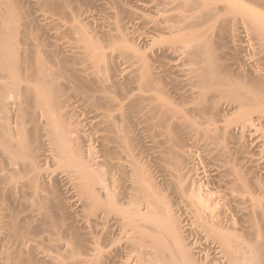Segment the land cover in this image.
I'll list each match as a JSON object with an SVG mask.
<instances>
[{"label":"bare ground","instance_id":"1","mask_svg":"<svg viewBox=\"0 0 264 264\" xmlns=\"http://www.w3.org/2000/svg\"><path fill=\"white\" fill-rule=\"evenodd\" d=\"M24 1L0 0V145L4 149L2 152L6 150V156L8 155V157L18 154V156L23 158H30L33 156L34 151H40L42 155L45 152L48 155L49 151V156L51 155V157L49 159L47 156V159H49V162L57 164L60 169H63V172H60L62 174L60 178L69 186L70 194H75H73L75 201L79 198L80 204H78L81 206L77 205L80 207L79 209H82V211L83 209L84 211L88 210L90 211L89 215L94 216V219L91 216L92 221L90 222L91 224L93 223V226H96L97 230L100 229L101 235L99 237L102 236V240L104 237V243L101 245L104 250L108 243L112 244L115 241L113 243L116 244L117 240L118 243L122 242V246L119 245L121 247L118 246L119 248H116L118 250L114 249L116 245L111 247L115 251V254H113L109 247V251H106L107 249L105 251L101 250L99 245L102 242H99L98 245V242L95 243L94 240L89 241L88 239L77 237L79 238L77 242L66 243V246L62 245L63 248L65 246L69 250L65 248L68 251L66 253L71 256H78L82 251L91 253L90 256L93 257L94 262L92 259H88L89 261L87 262L84 259L83 261L81 257H73V261H68V263L84 264L85 262L89 264L93 262L92 264H102L111 260L115 263L113 259L117 253V257L118 255L126 254V260L130 257L128 261L125 260L126 263L130 259H134L135 264H199L194 261L196 257L193 258L194 256H192V254L195 255V251L193 253L184 240V234L189 232L191 236L194 234L200 242L198 246V242H195L197 247H195L196 255L197 251L199 253L204 251L205 253L206 249L210 251V254L214 255L212 256L214 259H211V255L207 254V252L205 253L206 255H199L198 253V257L204 255L202 257L205 258L206 264H264V239H262L263 236H258L259 234L256 232L258 230L263 235L264 226L262 232L261 229L259 230L260 226L258 227L257 224L258 228L254 227L255 223L253 224L252 222L255 221V218L260 223L264 221V204L262 202L263 206L259 207L257 198L258 191H260L259 188L262 187L260 185H263L262 182H259L262 180L259 177L260 175L256 174L258 178H261L259 181L254 176L258 181H254V183H259V187L257 186L258 194L254 193L253 195L252 193L257 190L255 185L252 187L255 188L253 191L250 189L249 197L245 196V194L243 195V192L249 193V191L244 190L246 186L248 187L246 190L251 187L248 184H244L245 188L240 187L241 190H244L241 192L242 194L238 191V195H236L237 198L241 195L240 198L245 196V199L246 197L247 199L243 200L241 198L240 200L238 198V200L234 195L237 193L234 188H239L238 186L243 183L252 185L250 183H253L255 179L253 177L252 182H249L251 180L250 177L255 174L257 168L263 167L261 170H264V161H260L262 157L253 156L254 158L256 157L255 159L252 156L249 157L251 152V155L256 152L257 154L255 153L254 155L259 153V156H264V17H262L264 15L260 16L254 10L255 14L252 13V10H248L243 12L245 15L242 13L243 18L238 21H235L237 20L236 18H234L235 20L230 18L236 10L239 12L249 7H256L264 12V0H145L151 2L148 3L149 6L144 3V0V2L141 0L143 2L142 4L140 3L142 6H137V9H134L137 4H132L134 0L131 1L130 5L133 9H129V4H126L127 2L130 3V0L126 1V3L123 2L126 4V9L125 6L123 8L118 3L122 4L123 0H106L107 2L101 0L102 3H106L104 5L100 2L106 9L98 4L102 8L99 9L103 10L101 13H107H105L107 17L104 14L105 18L103 19L101 13L102 17H98L100 10L95 13L98 15H91L94 12L89 11L90 8L88 7L89 10L83 7L80 8L81 6L77 5V0H34L32 10L35 16L29 19L28 15L21 12ZM137 1L135 0L134 2ZM118 8L120 11H117ZM148 9L153 13L152 18L155 16L154 19L147 14L148 12H144L145 10L148 11ZM151 12L149 14H152ZM253 14L259 15V18ZM147 15L151 19L146 17ZM125 20L128 23L129 21L130 23L132 22L136 28L132 27L130 23L127 24ZM134 22L137 24H134ZM127 25L137 30L145 28L146 32L139 34V38L148 44L147 47H153V44L157 43L162 45L159 40L162 41L163 45L161 48L158 45L160 48L156 49L158 51L154 47H149L152 53L144 56L147 53H141V50H138L140 48L136 45L139 41L135 42L138 34L134 39L137 31L134 30L136 32L133 35L132 30L127 29ZM140 30L138 31L141 32L142 30ZM249 34L258 40V45L256 44L255 48L252 43L245 44V38ZM130 39H132V43H135L132 44ZM151 43H153L152 46L149 45ZM143 46L145 47V45ZM224 48L231 52L227 54ZM257 49L258 59L255 55ZM253 53L254 55L252 56ZM248 54L251 58H256H253L255 60L254 63L253 60L251 61L252 64L247 61L250 58ZM117 58H120L119 61H123L121 62L122 64L116 61L118 67L121 64L123 67L125 66L124 68L133 69V71L132 69L127 71L128 73L130 71L133 72L132 79L128 77L131 73L127 74L128 76L124 75V77L133 80L132 83L136 82L137 89H134L133 83V92L136 90L138 93L133 94L135 98H132L133 96L128 97L136 100L137 105L133 100L135 103H133V107L135 106V111L138 115L141 114L140 116L136 115V112H131L133 115L130 114L132 102L128 103L127 101L132 100L127 99L128 97L125 100L118 97L121 94L124 96L128 95V90L122 89L123 83L126 82L125 80L129 83L131 82L125 78L124 82H121L123 80L122 71L125 70L121 65L122 71L120 72L122 73H119V77H116L115 74L116 78H113L114 80L118 78V82L115 80L113 83L116 84L114 85L112 76H109L111 81L108 83L110 78L106 76L105 71L110 68L112 63L116 66L115 62H111V60H117ZM117 66L114 67L115 70ZM114 68L111 69L112 72H114ZM103 70L105 71L103 72ZM117 70L119 69L117 68ZM103 75L108 77L107 80ZM119 82L122 83V87H117L118 91L116 85L121 84ZM120 88L124 92L126 91L127 94L119 93L118 96H115L116 91L120 92ZM177 100L182 102V104L177 103L179 102ZM136 106L139 110L136 109ZM11 107L14 111V113L11 111L12 115H17L15 117V120H17V123L15 122V125L17 124L16 130L11 128L12 120L9 119L12 118V115H9ZM190 113L194 114L193 117H197L194 118L198 122L190 117ZM187 114H190L188 116L190 119ZM83 115L86 116L84 117L85 119L82 118ZM131 115L138 116V119L134 120V123H137L136 126L141 127L144 123L145 127L146 124V129L141 128L146 136H151L155 132L154 134L157 136L153 134V137L160 139L157 142L155 141L157 139H153L155 141L154 144H156L154 148H157V151H154L152 147L154 144L150 141L153 137H147L150 145L153 144L151 147L149 146L151 151L153 150L151 154L154 152L155 154L158 153V156H155L159 158L160 166L159 162L157 163V158L152 155L158 164L155 165L163 172L161 173L165 177L162 176L163 180H166L161 181H163V184H166V182L169 184H164V186L161 184V186L165 187L164 190L158 187L157 180L156 182L154 179L153 182L150 181L152 180L149 178L151 174H149V177L145 174L151 169L143 172L139 157L140 155L141 157L142 155L144 156L146 152L142 150L145 153L138 155L143 152L140 151V145L136 141L134 132L137 131V135L140 132L135 129L136 126L133 125V117ZM232 119L236 121L235 125L219 126L221 122L222 125L233 123ZM229 120L230 122H228ZM29 121L33 124L31 125L30 123L33 128L29 127L31 130L28 129L31 133L26 128V126L28 127L26 124ZM217 123L219 124L218 126ZM83 124L86 125H84L85 129L82 127ZM86 127L88 128L86 129ZM147 130H152V134H149L151 131L146 133ZM27 132L30 136L32 134L31 137H34L35 139H33L36 142H32L33 139L30 136L31 140L28 141ZM41 132L44 134L42 135ZM143 132L141 131V135H139L142 136ZM198 135L211 139L212 143L215 141L216 144L214 143L213 146H209L208 143L211 149L214 145L219 144L220 148V145L223 144V148L220 149L222 150L221 153L223 152V156L220 155V158L224 157L222 159H225L227 156L231 157L230 160H232L231 155L234 150L228 147V143L234 141L232 145L239 146L242 142H248V138H250L255 143H252V141L248 142V145L246 144L247 147L242 145L240 150H243V147V152H245L246 148L249 149V143L251 145L255 144L256 151L254 152L253 150L255 149L250 145L253 150L247 151V153H250H245V156L247 157L248 155L249 158H253L256 161L259 160L263 166H259V161L257 162L258 165L253 164L255 161L250 159L249 165H256V169L251 168L253 165L250 166V173H252V170L256 171L253 172L254 174L252 173L249 177L250 180L246 182L244 179L242 180V178H248L245 176V167H249V165L245 162V157L243 158L246 163V166H243L245 174L242 172V164L240 165L241 167L238 165L237 169L236 164V167H233L230 162L231 167L230 165L226 166L229 162L224 163L225 161L223 160L220 163L221 161H219V165L223 166L224 163L228 167L221 173L225 174L229 169L230 178H233L234 183L239 181L240 183L238 184L240 185L237 184L238 186L236 187L234 184L235 187L229 190V185L233 182H229L232 179H227L229 174L226 173L228 176L225 179L229 180L227 181L229 185L227 186V182L220 184L221 186L226 184V190L228 189L230 193L220 194L218 190L217 194L215 189L214 193H208V190L204 192L205 194H202L199 192L202 189L197 190L196 185L188 183L187 178H184L186 176L182 177L184 173L182 175L181 172L184 170H182L183 166L181 165L183 161L180 159L183 151V156L186 155V152L188 153L185 149L186 144L187 147L192 148L193 144L191 146L188 143L190 141H196L195 143H197L198 139L196 137ZM257 135L258 139H256ZM193 136L194 140L187 142ZM201 137H199L200 140ZM204 137L203 145L209 141L206 140L204 142ZM237 138L241 141V144ZM200 140L195 148L202 144ZM211 140L209 141L210 144ZM256 140H258V145ZM94 145H98L96 147L97 149L99 148L98 151L93 149ZM38 146L41 149L43 147L48 148L45 149L46 151H41ZM208 146L205 148L209 149ZM85 147L87 148L86 152L83 151ZM199 147L198 149L201 150L200 148L202 147ZM235 148L236 152L238 147L236 146ZM211 149L209 150L212 153L215 152V149ZM220 150L218 149V151ZM209 153L208 155L211 154ZM237 154L234 153V155ZM40 155L37 158L39 157L40 159V157L44 156ZM214 155L212 158L217 157H214ZM241 155L243 156L244 154ZM35 156L32 157L33 162L30 161L29 166L24 165L28 168L30 167L33 171L36 170V173L34 171V177H30L32 182H30L31 179L29 180L31 184H35L31 185L28 183L30 186H26L31 191L28 196L34 202L33 205L35 206L32 205V208L37 207V212L35 210L33 213L36 212L39 216L42 215L46 220H50L47 206H45L46 208H41L46 202V204H50L49 201L51 200L48 197V185L45 182L48 178L47 176L44 177L45 175L43 176L41 172L37 173L38 166L34 162L39 160H35ZM137 156H139V159L136 158ZM207 157L206 159L212 160L209 156ZM218 157L214 161L218 160ZM236 158L239 159L241 157L236 156ZM263 158L261 160H264ZM228 159L226 160L229 161ZM234 159L232 162H242V159L240 161L237 160L239 162L236 159L234 161ZM208 162L210 161L208 160ZM213 163L215 164V162ZM218 164L215 165L220 167ZM143 166V168H146L145 164ZM222 166L221 168H223ZM215 167L214 169L216 170L217 168ZM30 168L27 171L32 173L33 171ZM219 170L217 169V176L219 175ZM156 171H158L157 168ZM159 172H156L157 175ZM211 173H216V171H211ZM2 177L6 178L5 175ZM56 178L58 179V177H55V181H57ZM40 179L45 180L43 184L39 185H47L45 188L47 192L41 187L43 188L42 190H45L43 192L37 184L39 183L37 182L38 180L41 181ZM182 179H185V181ZM223 179L224 177H221V182L225 180ZM240 180L245 182L242 183ZM62 181L58 180L59 183ZM184 182L189 185L192 184V187L195 186L196 188H188V185ZM218 186L220 187V185ZM199 188L200 186H198ZM4 190L5 187L4 189L0 187V194H4ZM41 191L43 193H40ZM262 191L261 193H264ZM44 193L45 195L48 194L45 198L42 195ZM255 194L257 195L255 196ZM47 198L50 200L47 201ZM40 201L44 203L40 204ZM52 201H54V198ZM227 201L230 202V205L228 204L226 210L224 207H227ZM239 201H245V203H242V205H246L245 210L243 206V208L238 206ZM37 202L40 205V209L38 208L39 205L37 204L38 206H36L35 204ZM231 202L233 204L237 202V204L233 205ZM220 206H224L223 208L226 211ZM243 210L246 212L245 215L249 214L248 217L252 214V218L242 216L241 212ZM179 212H183L182 214H186L189 217V219H184V221L189 220L188 224L184 222L187 226H183L181 217H176ZM231 213H240L241 215L239 214V216L243 217L244 221L245 217L249 219L247 220L249 222L253 220L248 226L245 223L247 221H245L243 225H246L242 227L241 221L236 223L237 219H242L234 214L237 219L234 217L233 220ZM66 215L70 216L68 212ZM256 215L259 218L261 217L262 221ZM150 220L152 221L150 224L146 223L150 222ZM189 222L192 224L189 225ZM255 222L257 223V220ZM51 223L53 224V222ZM87 223L89 222L87 221ZM260 223L259 225L262 227L264 223ZM91 224L89 223L90 226ZM237 224L241 225L240 228L237 227ZM255 228L257 229L255 230ZM1 229L2 226L0 225ZM69 231L70 229L68 230V228L53 224L48 232L47 239L50 241L52 237L59 239L61 234H69ZM239 231L242 232L240 233L241 236L238 234ZM96 232L98 234V231ZM12 235L19 242L20 237L16 227H14ZM110 238L114 240L110 242ZM102 240L100 239V241ZM55 241L60 243L57 240ZM107 241L109 242L106 246L105 242ZM58 243L52 244L53 246L48 249L45 248L46 251L44 249L40 253L44 254L41 259L39 258L41 256L39 255L38 257V254H36L39 261H35L33 256L29 257V255L23 254L24 251L30 254V252H26V249L17 252L20 256L23 254L21 257L16 256L17 254L14 255V253H11L12 256L8 252L3 254L5 256L2 258L6 262L0 258V260L2 259L1 264L3 262L4 264H65L66 262L61 263L62 260L57 258V256L55 257L54 254H49L52 249L58 248V245L62 247ZM20 252L22 253L19 254ZM24 255L25 257H23ZM259 259L262 260L260 261ZM122 263L125 264L124 261L120 264ZM202 264L204 263L202 262Z\"/></svg>","mask_w":264,"mask_h":264},{"label":"rangeland","instance_id":"2","mask_svg":"<svg viewBox=\"0 0 264 264\" xmlns=\"http://www.w3.org/2000/svg\"><path fill=\"white\" fill-rule=\"evenodd\" d=\"M33 1L34 0H25L24 1V3H23V5H22V7H21V12H24L26 15H28V18L29 19H32L34 16H35V13L33 12V10H32V6H33ZM97 0H77V5L78 6H81L80 8H84V9H86L87 7L88 8H90V10L87 8V10H89V11H91V12H94V14H91V15H98V17L100 16V17H102V19L103 18H105V17H107L106 16V14L105 13H101V11L103 12V10H100V9H102V8H100V6L98 5V4H100V2L102 3V1L100 0H98L99 1V3H98V1L96 2ZM106 1V0H105ZM113 1H115V0H113ZM118 1H122V0H118ZM126 1H129V0H123L122 1V4L120 3V2H118L119 4H120V6L122 5V7L123 6H125L126 4L129 6V9L131 8V9H133L130 5H131V1H133V0H130V3L129 2H127L126 3ZM135 1V0H134ZM133 1V3L132 4H137L136 6L135 5H133V6H135L134 7V9L138 6V7H141L142 5V3L145 1H141L140 0V2H139V0L137 1V2H134ZM148 1V0H147ZM147 1H145L144 3L145 4H147L148 6H149V4L148 3H151V2H147ZM151 1V0H150ZM104 2V1H103ZM107 2V1H106ZM123 2H125L126 4H124ZM139 3V4H138ZM141 3V4H140ZM153 3V2H152ZM102 4H104V3H102ZM102 4H100L101 6H102ZM106 4V3H105ZM104 4V5H105ZM118 4V5H119ZM124 4V5H123ZM151 5V4H150ZM143 6L144 7H146V5H144L143 4ZM103 7V6H102ZM137 7V8H138ZM151 7V6H150ZM98 10H96V9ZM100 8V9H99ZM104 8V7H103ZM121 8V7H120ZM124 8V7H123ZM136 8V9H137ZM148 8V7H147ZM147 8H145L146 10H147ZM94 9H95V11H94ZM104 9H106V8H104ZM122 9V8H121ZM125 9H126V6H125ZM128 9V8H127ZM93 10V11H92ZM99 10H100V12H99ZM120 11V9L118 8L117 9V11ZM143 10H144V8H143ZM144 11L145 13L146 12H148L147 14L148 15H150V17L152 18V15H153V13L148 9V11ZM248 10H252V13H254V11L256 12V13H258V14H260V16H262V15H264L263 13V11L260 9H257L256 7H249L248 9H243V11L241 10V11H239V12H237V10L235 11V12H233V15H231V17H230V15H228V17H230V18H232L233 20H235L234 18H236L237 20H235V21H238V20H240V19H242L243 18V12H247ZM254 10V11H253ZM98 13V14H95V13ZM152 13V14H149V13ZM251 12V11H250ZM249 12V13H250ZM102 14V16H101V14ZM243 13V14H242ZM88 14H90V13H88ZM104 14H105V17H104ZM255 14V13H254ZM253 14V15H254ZM124 14L122 13V16H123ZM145 15V14H144ZM146 16V17H148L149 18V16ZM245 15V14H244ZM255 17L257 16L258 18H259V15H254ZM145 17V18H146ZM154 17L155 16H153V18L152 19H154ZM262 17H264V16H262ZM123 18H124V16H123ZM151 18H149V19H151ZM230 18H228V19H230ZM100 19V21L101 22H103L102 20H101V18H99ZM126 21V20H125ZM101 22H100V24H101ZM127 22V24H129L130 23V21H129V23H128V21H126ZM132 23V22H131ZM130 23V25H132V27H135V26H133V23L131 24ZM126 24V23H125ZM134 24H137V23H135L134 22ZM127 27V29H131L132 31V33H133V35H134V32H136L135 33V35H134V39L136 38V35L138 36L137 37V39H135L134 41L135 42H137V41H139V42H137L136 43V45H137V47H139L140 49H138L137 47H135L136 49H138L141 53L142 52H144L143 54H145V53H147V55H144V56H148V55H150L151 53H152V51H151V49H149V47L150 46H148L147 47V45L148 44H146V43H144L143 42V40L141 39V38H139L140 37V35L139 34H142V32L144 33V32H146L145 31V28L141 31L140 29H138V30H140L141 32H139L137 29H133L131 26H129V25H127L126 26ZM130 27V28H129ZM250 29V28H249ZM134 30H136V31H134ZM129 31V30H128ZM130 31H129V33H131ZM139 32V33H138ZM132 33H131V35H132ZM131 37V36H130ZM131 38H133V37H131ZM140 39H141V41H140ZM160 42L159 43H161L162 45H163V43H162V41L161 40H159ZM245 41H246V43L245 44H250V43H252V46H253V44H254V48H255V45L257 44L258 45V40H256L254 37H252V35L251 34H249V35H247L246 36V38H245ZM130 42L132 43L133 41H132V39H130ZM134 42V43H135ZM143 42V43H142ZM158 42V41H157ZM157 42H155V43H157ZM130 43V44H131ZM134 43H132V44H134ZM154 43V42H153ZM153 43H151V44H149V45H151L152 46V44ZM143 45H145V47L143 46ZM158 45H159V47L161 48V46L162 45H160V44H153V47H154V49L156 50L157 48L158 49H160L159 47H158ZM256 45V46H257ZM135 46V45H134ZM147 47V48H146ZM153 47H150V48H153ZM258 48V47H257ZM153 49V51H155ZM156 51H158V50H156ZM224 51H226V53L227 54H229V52H231L230 50H227L226 48H224ZM252 52V51H251ZM250 52V53H251ZM150 53V54H149ZM257 53H258V49H257V51L255 52V55H256V57H257V59H258V56H257ZM254 55V53L252 54V56ZM230 56V55H229ZM248 57H250L249 56V54H248ZM247 57V58H248ZM251 58V57H250ZM250 58H248L249 60H247L248 62L250 61H252L253 60V58H255V57H252L251 59ZM121 59H123V58H121ZM256 59V58H255ZM120 60V58L118 59L117 58V60H111V62L112 61H114L115 62V65L117 66V63H116V61H119ZM111 62H110V64H111ZM120 63L121 62H123L122 60L121 61H119ZM249 62V63H250ZM255 62V60H253V63ZM109 64V65H110ZM122 64V63H121ZM120 64V65H121ZM251 64H252V62H251ZM119 65V64H118ZM120 65H119V67H120ZM116 66H114V63H112L111 65H110V68H109V66L107 65V67L109 68V69H107V67H106V71L105 70H103V72L105 71V74H106V76H112L111 78L113 79V78H116L118 75H120L119 73H122L123 72V80L121 81V82H124V75H127V74H130L128 77H131V79H132V71H133V69L132 68H124L123 67V65H121V67L123 68V69H125V70H123L122 71V68L120 69L118 66H117V68L119 69V70H117V68H116V70H115V68L114 67H116ZM114 68V72H112L111 71V69H113ZM128 69V70H127ZM130 69H132V71H130L129 73L127 72V71H129ZM119 71V72H118ZM120 71H122V72H120ZM127 72V73H126ZM116 74V75H115ZM116 77H115V76ZM103 77H105L104 75H103ZM108 77H105L106 78V80H107V78ZM119 77V76H118ZM110 78V77H109ZM111 78L110 79H108V83L111 81ZM118 79V78H117ZM117 79H115L116 81H117ZM120 79V78H119ZM125 79H129V81H131L130 83L129 82H127V80H125L126 82L125 83H123V90H125L126 89V91L127 92H129L128 93V95H126L127 93H126V91L124 92L121 88V90H120V92H118L119 90H118V88H119V86L120 87H122V83L121 82H119V83H121V84H117L116 85V88H117V90L118 91H116V93H118L117 95H116V93H115V96H118L119 95V93H124L126 96H124L123 94H121L120 96H118L119 98H124V100H125V98H127L128 96H133L132 98H135L134 97V93H136L137 91L135 90V92H133L134 91V89H137L136 88V85H135V83L136 82H133L134 83V89H133V83H132V81L133 80H131L130 78H125ZM114 80V79H113ZM112 80V83L113 82H115V80L113 81ZM118 82V81H117ZM112 83H110V84H112ZM131 83H132V85H131ZM114 85L116 84V83H113ZM138 93V92H137ZM123 96V97H122ZM135 96H137V94H135ZM117 97V99H119ZM127 99H129V97L127 98ZM123 100V99H122ZM129 100H132V101H127L128 103H131L132 102V109L131 110H133V111H129L130 112V114H132L133 115V113H131V112H136L135 111V106L133 107V105L136 103V100H134V99H129ZM135 101V103H134V101ZM177 101H179V100H177ZM134 103V104H133ZM177 103H181L182 104V102H177ZM136 105H137V103H136ZM180 105V104H179ZM190 107V106H189ZM186 108V107H185ZM188 108V107H187ZM191 108V107H190ZM189 108V109H190ZM13 108L11 107V109H10V111H9V115L11 116L12 115V113H14V111L12 110ZM136 109H138L137 108V106H136ZM139 110V109H138ZM11 111H12V113H11ZM137 113V112H136ZM135 113V114H136ZM191 114V116L190 117H192L194 120H196V122H198L197 121V119H195V118H197V117H193V113H190ZM190 114H187V117L190 115ZM131 115V117H133V125L134 126H136L137 125V123H134L138 118V116H140L141 114H139L138 115V113L136 114V115H138V116H136V118H135V116H132ZM17 115L16 114H13L12 115V118H9V119H11L12 121H11V128L12 129H17L16 127H17V124L15 125V122L17 121V120H15V117H16ZM230 116H232V115H230ZM84 117H86V116H82V118L83 119H85ZM189 118V117H188ZM232 118H234L233 116H232ZM82 119V120H83ZM190 119V118H189ZM229 119H231V118H229ZM135 120V121H134ZM192 120V119H191ZM228 120V119H227ZM233 123H229V124H227V123H223L224 125H222L221 123H217V126L219 125L220 127H226L227 125H233L236 121L234 120V119H232L231 120ZM228 122H230V120L228 121ZM17 123V122H16ZM30 123H31V121H29L26 125H28V127L26 126V128H27V131H29V130H31V128H33V126L31 127V125H33L32 123H31V125H30ZM85 124H83V128L86 126H84ZM235 125V124H234ZM133 126V127H134ZM29 127H31L30 129H29ZM137 127H139V128H137ZM88 127H86V129H87ZM141 128H145L146 129V124H145V127H144V123H143V125H141V127L140 126H136L135 127V129H138V132H140L139 134L141 135V131L143 132L144 130L142 129L141 130ZM29 129V130H28ZM85 129V128H84ZM134 131H135V129L134 128H132ZM83 130V129H82ZM141 130V131H140ZM258 130V129H257ZM151 131V132H150ZM187 131V130H186ZM185 131V132H186ZM30 133H31V131H29ZM90 132V131H89ZM88 132V133H89ZM149 133V134H152V130H147L146 131V133ZM259 132H260V130H259ZM42 133V132H41ZM144 133V132H143ZM143 133H142V136H140L139 134V136L137 135V131L136 132H134V135H136V141H137V143L140 145V151H145L146 152V154H144L145 152H143V153H139L138 155H140V154H144V156L142 155V157H141V155H140V157L139 156H137L136 158L137 159H139V162H140V164H141V167H142V169H143V172H145V171H147V169H151L150 171H147V172H145V174L149 177L150 175L149 174H151V177H149L150 179H152V180H150L151 182H153V179H154V181L156 182V180H157V184H159V186L158 187H160L161 189H165V187H163L164 186V184H163V181H166V180H163V174H161V173H163V172H161L160 170H159V168L157 167V165L159 164V166H160V161H159V158L158 157H156L155 155H157V154H155V152L154 153H152L154 156H155V158H157L156 160H158L157 161V163L155 162V158H153L154 156L151 154V152H153V150L155 151L156 149L154 148V147H156V144H154L155 143V141L157 142L158 140H160L158 137L156 138V137H153V134L155 133V132H153V134L151 135V136H146V134L144 133V135H143ZM224 133V132H223ZM261 133V132H260ZM44 133H42V135H43ZM225 134V133H224ZM148 135V134H147ZM156 134H154V136H155ZM197 135V134H196ZM195 135V136H196ZM199 135H201V134H199ZM198 135V136H199ZM222 135V134H221ZM30 136V134L28 135V132H27V137H29ZM31 136H32V134H31ZM30 136V137H31ZM157 136V135H156ZM196 137L197 139H198V141H197V143H195L194 141V143L192 142V141H190V140H194V136H193V138H191L190 137V139H188L187 140V142L188 141H190V143H188V145L190 144H193V146H192V148H189V147H187V144H186V146H185V149H186V151H188V153L186 152V157L185 156H183L184 155V149L182 150L183 152V154H181L182 156H183V158H181L180 157V159H181V161H183V164H181L182 166H183V168H182V170H184V171H182L181 173H182V175H183V173H184V175L182 176V177H184V176H186V177H184V178H187L186 180L187 181H189L188 183H193V185H196V187L195 186H193V187H195L197 190H201V191H199V192H201L202 194H205L204 192H206V191H208V193H212L215 189H216V192L215 193H217L218 194V190L220 191L219 193L220 194H226L227 192L228 193H230V191L229 190H231V189H233L235 186L237 187L238 185H240V184H238V183H240L239 181H238V183H234L235 181H233V178L231 177L230 178V172H228L229 171V169L227 170V172L226 171H224V172H226V173H228L229 174V176L226 174H222L223 173V170H226L228 167H226L227 165L229 166L230 165V162H231V165L233 166V167H236L235 166V164L237 165V169H238V165H239V167H241L242 169H243V173H244V168H243V166L245 167L246 166V163H248L247 165H249V160L251 159V160H254L256 157L258 158V157H264V156H259V153H258V155H254L256 152V149L257 148H255L254 146H255V144L253 145H251L250 143H249V149H247L246 148V150H245V152H243L244 151V148L243 147H247V143L248 142H251L252 140L250 139V138H248L249 139V141L248 142H242V144H241V141L237 138V140H239L240 142V144L241 145H232V143L234 142V141H232L231 143H228V147H230V148H232L234 151H233V153H232V160H230L231 159V157H227L226 156V158L225 159H222V158H224V157H222V158H220L221 156L220 155H222V153H221V151L222 150H220V149H222L223 148V144H221L220 145V148H219V144H217V145H214V147L212 148L215 152H213L214 154L218 151V149L220 150V151H218L215 155L209 150V149H211V147H209L210 145L211 146H213V144L215 143V141H213V143H212V140H211V144H210V140L209 139H207V138H205L204 136V142L207 140H209L208 142H207V144H206V142H205V144L204 145H206V146H204L203 145V137H201V136H199V137H201V140H200V138L199 137ZM30 137L28 138V141L29 140H31L30 139ZM149 137H153V138H151L150 139V141L154 144H152V145H150V142H148L149 141V139L148 138ZM257 138L256 139H258V135L256 136ZM32 139L34 138V137H31ZM44 138V137H43ZM195 138V139H196ZM35 139V138H34ZM32 140V142H36L35 140ZM153 139H157V140H153ZM196 139V140H197ZM246 139V138H245ZM247 139V140H248ZM44 140V139H43ZM199 140H200V143H201V141H202V144H200L199 146L200 147H202V148H200L199 146H197V148H195L196 147V145H198V142H199ZM246 140V141H247ZM245 141V140H244ZM258 140H256V142H257ZM31 142V143H32ZM216 142H218V141H216ZM229 142V141H228ZM208 143H209V146H208ZM252 143H255V142H253L252 141ZM33 144V143H32ZM194 144H195V146H194ZM216 144V143H215ZM226 145H227V143H225ZM247 144V145H246ZM257 145H258V142L256 143ZM92 145V144H91ZM90 145V146H91ZM242 145H245V146H243L242 147V149L243 150H240L241 149V146ZM255 149V150H253V148L251 147V146ZM256 145V146H257ZM145 146V147H144ZM152 146L153 148V150L151 151V148L150 147ZM209 147V149L208 148H205V147ZM238 147L237 148V151L235 152V150H236V148L235 147ZM92 147V146H91ZM94 148V150L96 149L97 151H98V149L96 148V147H98V145L96 146V145H94L93 146ZM187 147V148H186ZM198 147L201 149V150H199L198 149ZM204 147V148H203ZM217 149H216V148ZM44 148V147H43ZM42 148V149H43ZM46 148H48V147H45L44 148V150H42L41 149V147L39 148V146H38V149L40 150L41 149V151H46L45 149ZM251 148V149H250ZM37 149V148H36ZM87 148L85 147L84 149H83V151L84 152H86L85 150H86ZM92 149V148H91ZM202 149H205V150H203L202 151ZM211 149V150H212ZM4 149H3V146H2V148H1V145H0V187H3V189H4V187H5V192H4V194H0V225L2 226V229L0 230V258H2V257H4L3 256V254H6L7 252L9 253V255H11L12 256V254L14 253V255H16V256H20V255H18V253L17 252H19L20 250H26V252H30V254H28V253H25V251L23 252V254H26V256H28L29 255V257H31V256H33L32 258L36 261H39L38 260V257H39V255L41 256V257H39L40 259L42 258V256L44 257V254L42 255V254H40L45 248H49V247H51V246H53L52 244H55V243H58V242H56L55 240H57V241H59L60 243H58V244H61V246L62 245H65L66 243L68 244V243H74V242H77L78 241V239L79 238H77V237H80L81 239H88L89 241L91 240V241H95V243H97L98 242V245H99V242L101 243L99 246H101L104 242H103V240H104V237H103V240H102V236L101 237H99V235H101L100 234V229L99 230H97V228H95L96 226L94 225H92L91 224V222L90 221H92V218L94 219V216L93 215H89V212L90 211H84V209H83V211H82V209H79L81 206L79 205L80 204V202L78 201L79 200V198H77V201H75V196H73V194L74 193H72V194H70L71 193V190H68V188H69V186L67 185V184H65L64 182V180L62 181L61 180V175L62 174H60V172H63V169H60L59 168V166L57 165V164H55L54 162V164L53 163H51V162H49V157H51V155L49 156V154H50V152L48 151V155H46V152L42 155L41 154V152L40 151H34L33 152V156H35V160H39L38 162L36 161V162H34V163H36L37 164V166H38V172L37 173H39V172H41V174L44 176V177H46L47 176V178H48V180H49V183H48V180H42V179H40L41 181H37V182H39V183H37L38 185L39 184H43V181H45L46 182V184L48 185H45L44 184V186H42V185H39L40 186V188L41 187H43L44 189L46 188V186H47V190H48V192H47V190L45 191V190H42L43 188H41V190L44 192H47L48 194H49V198H51V200L54 198V201H52V202H54V203H52L51 202V200L49 201L48 200V198H47V201H49V203L50 204H46L47 202H46V200H44V202H46L45 204H43L42 203V201H40V204H43L42 206H41V208L42 207H45V206H47V208H48V211H49V213H50V217H49V219L50 220H46V218L43 216L42 217V215H40L39 216V214H36V212H37V207H34V208H32L33 206H35V205H33V201L31 200V198L28 196L29 195V192H31L30 190H28V188L26 187L27 185H29L28 183H30V182H32V179L30 178V177H34V175H35V173H36V170H34L35 171V173H34V171L30 168V170H32L33 172L32 173H34V174H32L31 173V171H27L29 168L27 167V166H29V164L31 163L30 161H32L33 162V160H32V157H28V158H23V157H21V156H18V154H16V156L14 155H12V157H8V155L6 156V150L4 151V152H2ZM48 150V149H47ZM93 150V151H94ZM210 151V153H209V151ZM240 150V151H239ZM254 151L253 153V155H251V153L249 154V153H247V151ZM97 151H94V152H97ZM157 151V150H156ZM158 151H159V149H158ZM202 151V152H201ZM204 151H208L206 154L204 153ZM237 152H238V154H237ZM240 152H243V153H240ZM36 153V154H35ZM37 153H39V154H37ZM208 153L210 154V155H208ZM234 153H236L237 155H234ZM245 153L246 154H249V157L250 156H256L254 159L253 158H249L248 157V155H247V157L245 156ZM32 154V153H31ZM42 155L43 157H40V159H39V157L37 158V156H39V155ZM214 155V157H218V154H219V157H218V160H216V161H218L217 163H216V161H214L216 158H212L213 157V155ZM241 154H244L243 156L241 155ZM257 154V153H256ZM10 155V156H11ZM40 155V156H41ZM46 155V156H45ZM147 155V156H146ZM212 155V156H211ZM235 157H234V156ZM31 156V155H30ZM47 156H48V158L49 159H47ZM158 156V155H157ZM207 156H209L210 158H212V160H210V159H206V157ZM223 156V155H222ZM225 156V155H224ZM236 156H238V157H241V158H239V159H237L236 158ZM21 157V158H20ZM44 157H45V160H44ZM139 157V158H138ZM236 159V161L237 160H239L240 161V159H242V162L240 161H237V162H239V163H236V162H232L233 161V159L234 158ZM245 157V158H244ZM208 158V157H207ZM227 158H229L228 160L229 161H227L226 159ZM243 158L245 159V162L243 161ZM248 160H247V159ZM261 158V159H262ZM31 159V160H30ZM47 159V160H46ZM183 159V160H182ZM222 159V160H221ZM235 159H234V161H235ZM260 159V158H259ZM260 159V161H264V160H261ZM264 159V158H263ZM34 160V161H35ZM208 160L211 162V164H209L210 162H208ZM223 160L225 161L224 163H228L229 162V164H226V166L224 165V163H223V166L220 164H218L219 163V161H221L220 163H222L223 162ZM248 162H247V161ZM258 160V159H257ZM50 161H52V160H50ZM215 162V164H218L220 167H218L217 165H215L213 162ZM255 162L253 163V164H256V165H258L259 164V166H263V165H261L260 163H262V162H260L259 160V163L257 164V162L258 161H256V160H254ZM27 162V164H25ZM30 162V163H29ZM155 162V163H154ZM251 162V161H250ZM182 163V162H181ZM213 163V164H212ZM252 163V162H251ZM15 164V165H14ZM20 164V165H19ZM33 164V163H32ZM39 164V165H38ZM145 164V167L146 168H143L144 165ZM155 164H157V165H155ZM242 164V165H241ZM245 164V165H244ZM253 164H251V165H253ZM263 164H264V162H263ZM13 165V166H12ZM24 165H27V166H24ZM211 165H213L215 168H217L218 170H219V168H221V166L223 167V168H221L219 171V175H221V176H217V169L215 170L214 169V167L212 168L211 167ZM230 165V166H231ZM241 165V166H240ZM251 165H249V167H245V171H246V175L245 176H247L248 178H246L245 176H243V177H245V178H242V180L244 179L246 182H248L250 179V181L249 182H252V178L254 177V176H256V174H259L260 176L259 177H261L262 178V180H261V178H258L257 176H256V178L258 179V181H259V179L261 180V181H259L260 183L262 182L263 183V185H260V186H262L261 188H259L260 189V191H258V187H259V183H254V181L256 182L257 180L255 179V177H254V179L255 180H253V183H250V184H252V185H249V183H243V182H245V181H243L242 182V180H240L242 183V185H240V186H238L239 188L241 187V188H245L244 187V184H248V186H251L248 190H246L248 187L246 186V188L244 189L245 191H249V193L247 194L246 192H243L244 190H241V188L239 189V188H237V189H235L234 188V190L237 192V193H235L234 194V192H232L236 197V199H238V198H240V196L241 195H239L238 196V198H237V195H238V191L241 193V192H243V195L245 194V196L247 195H249L250 194V192H251V190L253 191L255 188H252V187H254L255 185V187L257 188V190H255V192L253 191L252 193H253V195H254V193H257L258 194V192H259V194L257 195V194H255V196L257 195V198H258V200H257V198H255V196H254V198L258 201V206L260 207V206H263V204H264V193H261V191L262 192H264V189H262L263 187H264V181H263V178H264V170L262 169L261 170V168H263V167H260L259 169L257 168L256 169V165H253V166H251ZM30 166H32V165H30ZM155 166V167H154ZM231 166V167H232ZM250 166H251V168L252 169H256V170H254V171H256L255 172V174L253 173L254 171L252 170L251 172L254 174V175H252V173H250ZM259 166H257V167H259ZM25 167H26V169H25ZM34 167V166H33ZM211 167V168H210ZM226 167V168H225ZM231 167H229V168H231ZM156 168H157V170L158 171H156ZM247 168V169H246ZM250 168V169H249ZM34 169V168H33ZM37 169V168H36ZM240 169V168H239ZM249 169V170H248ZM145 170V171H144ZM213 170H215L216 171V173H211V171L212 172H215V171H213ZM247 170H248V172H247ZM160 171V172H159ZM259 171V172H258ZM149 172H151V173H149ZM159 172V174L161 175H157V173ZM222 172V173H221ZM148 173V174H147ZM221 173V174H220ZM261 173V174H260ZM30 174H32L31 176H30ZM59 174H60V176H59ZM245 174V173H244ZM243 174V175H244ZM248 174H250L249 176H248ZM6 176V178L4 179V177H2V176ZM152 175H153V177H152ZM214 176V178H213V176ZM252 175V177H250ZM58 177V179H57V181H55V177ZM163 176V177H162ZM227 176H228V178H227ZM43 177V178H44ZM160 177V178H159ZM161 177H162V179H161ZM218 178V180L220 181H218L217 180V178ZM221 177L223 178L224 177V179H225V177L227 178V179H232V181L230 180H222L223 182H221ZM249 177H250V179H249ZM47 178H44V179H47ZM148 178V179H149ZM160 179V180H158V179ZM165 178V177H164ZM216 178V179H215ZM31 179V180H30ZM52 179V180H51ZM60 179V181H62V182H58V180ZM248 179V180H247ZM29 180H30V182H29ZM161 180H163V181H161ZM182 180H184L185 181V179H182ZM218 181V182H216V181ZM33 181H34V179H33ZM160 183H159V182ZM186 181V182H187ZM227 181H229V182H233L232 184H230L229 185V182H227ZM257 181V182H258ZM42 182V183H41ZM58 182V183H57ZM154 182V183H155ZM186 182H184L186 185H188V188L190 187L191 189H193V187H192V184H187ZM227 182V183H226ZM120 183H122V182H120ZM155 183V185H157ZM183 183V182H182ZM220 183H226L227 184V186L229 185V190L227 189L226 190V188L227 187H225V185L226 184H224V185H222L221 186V184ZM31 184V183H30ZM35 184V183H34ZM33 183L31 184V185H34ZM119 184V183H118ZM161 184L163 185V186H161ZM168 183L166 182V184L165 185H167ZM184 184V185H185ZM234 184H235V186H234ZM238 184V185H237ZM254 184V185H253ZM52 185V186H51ZM65 185V186H64ZM121 185V184H120ZM125 185V184H124ZM169 185V184H168ZM202 185H203V187L205 188H203L202 187ZM205 185V186H204ZM215 187H214V186ZM218 185H220V187L218 186ZM232 185V186H231ZM30 186V185H29ZM68 186V187H67ZM198 186H200V188L198 189ZM230 186H231V188H230ZM258 186V187H257ZM38 187V186H37ZM67 187V188H66ZM202 187V188H201ZM221 187H223L225 190H226V192H224L225 190L223 189V188H221ZM233 187V188H232ZM217 188H220L221 190H222V192H221V190L220 189H217ZM38 189H39V187H38ZM70 189V188H69ZM190 189V190H191ZM196 189H194L195 191H197ZM239 189V190H238ZM251 189V190H250ZM28 190V191H27ZM224 190V191H223ZM233 190V191H234ZM241 190V191H240ZM39 191H40V189H39ZM40 192V193H43V192ZM258 191V192H257ZM2 192V193H3ZM54 194L53 196H52V194ZM213 192V193H214ZM28 193V194H27ZM239 193V194H240ZM261 193V194H260ZM47 194V195H48ZM51 194V195H50ZM237 194V195H236ZM242 194V193H241ZM42 195H44L43 197L45 198L47 195H45V193L44 194H42ZM75 195V194H74ZM252 195V194H251ZM51 196V197H50ZM73 196V197H72ZM222 196H225V195H222ZM245 196H243V197H241L243 200L245 199ZM250 196V195H249ZM248 196V197H249ZM241 198H240V200H241ZM246 199H247V197H246ZM245 199V200H246ZM249 199V198H248ZM239 200V199H238ZM257 201H255L256 203H257ZM261 201V202H260ZM76 202V203H75ZM229 201H227V207L225 206H220V208L222 207H224L225 209L226 208H228V204L230 205V202L228 203ZM238 202V201H237ZM237 202L235 203L234 202V204H237ZM241 202V203H240ZM261 203V205H259L260 203ZM262 202H263V204H262ZM79 203V204H78ZM232 203V202H231ZM242 203H245V201L244 202H242V201H239V205L238 206H243L244 207V210H245V207H246V205L244 206V204L242 205ZM36 204V206H38L39 204H38V202L37 203H35ZM38 204V205H37ZM225 204V205H226ZM233 204V203H232ZM233 204V205H234ZM241 204V205H240ZM33 205V206H32ZM77 205H79L80 207H78ZM224 205V204H223ZM242 207V208H243ZM38 208L40 209V205L38 206ZM46 208V207H45ZM223 208V210L224 211H226L225 209ZM36 210V212L35 213H33L34 211ZM244 210H243V212H241V214H243L242 216H246V217H248V211H247V214L248 215H245L246 214V212H244ZM68 212V214L70 215V216H68V215H66V213ZM71 213V214H70ZM180 213H181V216H180ZM183 212H179V214L177 213L176 215V217H181L182 218V220H183V226L185 225V226H187V222L189 221V220H185L184 221V219H189V217H187L186 216V214H182ZM232 215L231 216H233V220H234V217H236L235 215H238V218H240V219H242V220H238L237 219V217H236V223L237 222H239V221H241L242 222V227L243 226H245L246 224H247V226L248 225H250L251 223V221L253 220H251V218H252V214H251V212H250V216L249 217H251L250 218V222L249 221H247V220H249L248 218H246L245 217V221H247V222H245L244 220H243V217H241V216H239V214L237 213V214H235V213H231ZM235 214V215H234ZM240 214V215H241ZM179 215V216H178ZM91 216H92V218H91ZM186 216V217H185ZM255 217V216H254ZM256 217L257 218H259L258 217V215H256ZM181 220V219H180ZM181 220V221H182ZM255 221L257 220V223L255 222V221H252L253 222V224L255 223V226L254 227H257V224H258V227L260 226L261 227V225H259V223L260 222H258V219H254ZM259 220H261V217L259 218ZM87 221L91 224V226L89 225V223H87ZM147 221V220H146ZM145 221V222H146ZM149 221V220H148ZM262 221V220H261ZM51 222H53V224L54 225H58V226H63V227H65V228H68V230L70 229V231H69V234H61V236H60V238L59 239H56L55 237H52V239H51V241L50 240H48L47 239V236H48V232L51 230V227H52V223ZM152 221L150 220V222H146V223H148V224H150ZM184 222L185 223H187V224H184ZM246 223V224H244L243 225V223ZM190 223V222H189ZM240 223V222H239ZM238 223V224H239ZM250 223V224H249ZM262 223H264V221L262 222ZM262 223H260V224H262ZM88 224V225H87ZM192 223H190L189 225H191ZM237 224V227H239L240 228V226L241 225H238ZM263 226H264V224H262V227L260 228L259 227V230L261 229V231H262V229H263ZM14 227H16V229H17V231H18V234H19V237H20V240H19V242L16 240V239H14V237H13V235H12V232H13V229H14ZM257 227V228H258ZM238 228V229H239ZM257 228H255V230L257 229ZM96 231H98V234H97V232ZM264 231V230H263ZM262 231V232H263ZM256 232H258V234L256 233V235H258V236H263L262 237V239H264V232H263V235H262V233H259V231L258 230H256ZM186 233H188V234H186ZM185 234H184V240H185V243H186V245L188 246L189 245V248H191V250H192V252L193 251H195V255L194 254H192V256H194L193 258H195L196 257V259H194V261L195 262H198L199 264H202V262L204 263V264H206L205 263V258L204 257H202V256H204V255H202L201 257H202V260H203V258H204V260L202 261L201 260V257H198L199 255H201V254H205L206 252H207V254H210L209 252V250L208 249H206L205 250V253H204V251H203V253H199L198 251H197V255H196V250H195V247H196V243H197V246H198V244L200 243L199 241H198V239L196 238V236H194V234H192V236H191V234L189 233V232H186ZM240 233H242V232H240L239 231V233L238 234H240ZM190 234V235H189ZM240 236H241V234H240ZM261 237H259L260 238V240L261 241H263L262 239H261ZM54 239V240H53ZM63 239V240H62ZM100 239L102 240V241H100ZM197 239V240H196ZM114 240V239H113ZM113 240H111V238H110V242H112ZM196 240V241H195ZM52 242H54V243H52ZM62 242V243H61ZM109 241H107V242H105L106 243V246H107V243H108ZM114 243H115V241H113ZM112 242V244L111 243H108V246L107 247H105V250L106 251H109L108 250V247H109V249L111 250V251H113V254H115V251L111 248L112 246H114V245H116V246H114L113 248L115 249V250H118V249H116V248H119V247H121L122 246V242L119 244L118 243V240H117V242H116V244H114ZM196 242V243H195ZM194 243V244H193ZM58 244H56V245H58ZM109 244H111V246H109ZM119 245H121V246H119ZM59 247L58 248H54V249H52V252L51 253H49V254H51V255H53L54 254V256L56 257L57 256V258H60V260H62V262L61 263H64V262H66L67 264H70V263H68V261H73V257H81V259L83 260H86L87 262L89 261L88 259H92L93 257L92 256H90V254L91 253H85V252H80L79 254H78V256L76 255V256H71V255H68V253H66V251L68 250L67 249V247H65L64 246V248H63V246L62 247H60V245H58ZM103 246H105V245H103ZM119 246V247H118ZM67 250H66V249ZM197 248V247H196ZM32 249H34V250H32ZM101 250H103V251H105L104 250V247H102L101 246ZM45 251H46V249H45ZM51 251V250H50ZM69 251V250H68ZM67 251V252H68ZM12 253V254H11ZM22 252H20L19 254H21ZM126 253V252H125ZM194 253V252H193ZM198 253H199V255H198ZM22 254V255H23ZM36 254H38V257H37V255ZM118 254H120L119 252H118ZM21 255V256H22ZM80 255V256H79ZM116 255H117V253H116ZM116 255H114V259H113V261H115V263L114 262H112V260L111 261H109V262H103L104 264H120L121 262H125V264H135V262L133 261L134 259H130L129 260V262H127L126 263V261H128V259L130 258H128L127 260H126V254H122L121 256L120 255H118V257L116 256ZM128 255V254H127ZM206 255V254H205ZM211 255V256H210ZM210 255H208V256H210V258L211 259H214V257H212V256H214V255H212V253L210 254ZM7 256V255H6ZM20 256V257H21ZM37 257V259H36V257ZM115 256H116V258H115ZM129 256V255H128ZM23 257H25V255L23 256ZM71 258H72V260H71ZM95 258V257H94ZM3 259V258H2ZM1 259V260H2ZM0 260V261H1ZM83 260V261H84ZM96 260V259H95ZM126 260V261H125ZM197 260V261H196ZM260 261L262 260V259H259ZM3 261H4V259H3ZM92 261L94 262V259H92ZM108 261V260H107ZM121 261V262H120ZM133 263H132V262ZM4 262H6V260L4 261ZM4 262H3V264H4ZM92 262V263H93ZM2 263V261L0 262V264ZM65 263V264H66ZM91 262L89 263V264H92ZM102 263V264H103ZM84 264H86L85 262H84ZM123 264V263H122Z\"/></svg>","mask_w":264,"mask_h":264}]
</instances>
